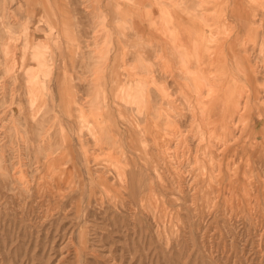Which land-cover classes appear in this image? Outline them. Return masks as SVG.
<instances>
[{"label": "rangeland", "instance_id": "374dc122", "mask_svg": "<svg viewBox=\"0 0 264 264\" xmlns=\"http://www.w3.org/2000/svg\"><path fill=\"white\" fill-rule=\"evenodd\" d=\"M196 1L0 0V264H264V2Z\"/></svg>", "mask_w": 264, "mask_h": 264}, {"label": "bare ground", "instance_id": "6f19581e", "mask_svg": "<svg viewBox=\"0 0 264 264\" xmlns=\"http://www.w3.org/2000/svg\"><path fill=\"white\" fill-rule=\"evenodd\" d=\"M182 3H184V1H181ZM197 3L195 4L194 8L196 7L197 9L199 10H203V9H207V7H209L211 10V8H217L219 7L220 5H224V3H227L228 0H197L196 1ZM257 2H260V4H262V2H264V0H257ZM160 3V2H159ZM166 3V2H165ZM181 3V5H182ZM140 5H141V2H140ZM169 5V4H168ZM129 7V6H128ZM139 7V6H138ZM181 7V6H180ZM160 8V7H159ZM158 8V9H159ZM128 10V9H127ZM148 10V9H147ZM187 10V9H186ZM193 9L191 8L190 11H192ZM164 13L167 15L168 19L166 20H161L160 23L162 24V28L165 26L166 23L172 25V27L170 29H162V38L164 39L165 42H167V40L173 42V46L176 47V49H178L179 52H181L180 50L183 49V46L182 45V39H183V34L184 35H187L188 37L189 36H192L191 33L194 31L195 33L198 31V29H200V24L202 23H198L197 20H198V17H193V16H190L192 15V13H187L188 16H186V13H185V9L181 8L179 9V7L177 6H172L170 7V11H168L167 9L166 10H163ZM189 11V12H190ZM146 12V11H145ZM196 13V12H195ZM149 14V13H148ZM146 13V17L148 15ZM190 14V15H189ZM157 15V13H156ZM211 14H209L210 16ZM139 16V15H138ZM196 16V15H195ZM204 16V15H203ZM207 16V15H206ZM212 16V15H211ZM151 17V16H150ZM206 18V17H205ZM193 19V20H192ZM197 19V20H196ZM153 20V19H152ZM169 20V21H168ZM205 20V19H204ZM207 20V18H206ZM150 21V20H149ZM202 21V20H201ZM200 21V22H201ZM211 21V20H209ZM132 27H134L135 29L139 30L137 28V23H134L133 21V18H132ZM179 24V25H178ZM170 25H167L170 26ZM177 26V27H176ZM211 26V25H210ZM217 26V25H216ZM258 26V25H257ZM143 28V27H142ZM204 28V27H203ZM202 28V29H203ZM255 28V27H254ZM201 29V30H202ZM181 30V34H179ZM208 30V29H207ZM9 31V30H8ZM145 31V30H143ZM24 32V31H23ZM226 32V31H225ZM207 33V32H206ZM228 33V32H227ZM227 33H225V35L227 36ZM201 34V33H200ZM199 34V35H200ZM197 34V36H199ZM196 37V35H195ZM207 37V36H206ZM192 38V37H191ZM197 39V38H196ZM186 40V39H184ZM190 40V39H189ZM192 40V39H191ZM203 40V39H202ZM193 43V42H192ZM198 43V42H197ZM165 44V43H164ZM188 44V43H187ZM191 43H189L188 45H190ZM166 45V44H165ZM184 45V44H183ZM169 47V46H168ZM189 47V46H188ZM166 48V47H165ZM171 48V47H169ZM193 48V47H192ZM175 49V50H176ZM126 52V51H125ZM37 53V52H36ZM35 53V54H36ZM155 53V52H154ZM40 55V54H39ZM37 56V54H36ZM196 56V55H195ZM39 57V56H38ZM163 57V56H162ZM40 59V58H39ZM41 60V59H40ZM37 61V60H36ZM44 63V62H43ZM46 65V64H45ZM43 65V67L45 66ZM33 71V70H32ZM31 70L28 71V75L31 76ZM46 76V75H45ZM148 80V79H147ZM31 81V80H30ZM31 85V84H29ZM228 89V87H227ZM30 90V89H29ZM123 92L120 93L121 95L119 96L118 99L122 100L123 102H126V103H129L131 105H133L135 107V110L136 112H138L139 114L142 113L143 111V98L141 97V95H138V96H132V94H130L129 92V89L127 88L126 90L123 89L122 90ZM30 92V91H29ZM258 93V92H257ZM226 94V93H225ZM32 95V94H31ZM66 96V95H65ZM212 98V97H211ZM216 99V98H215ZM214 102V101H213ZM216 102V100H215ZM101 110V109H100ZM232 115V114H231ZM104 120V119H103ZM105 123V122H104ZM103 126V125H102ZM134 130V129H133Z\"/></svg>", "mask_w": 264, "mask_h": 264}]
</instances>
